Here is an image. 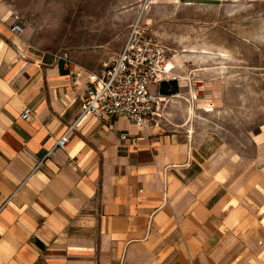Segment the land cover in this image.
<instances>
[{"label": "crops", "instance_id": "obj_1", "mask_svg": "<svg viewBox=\"0 0 264 264\" xmlns=\"http://www.w3.org/2000/svg\"><path fill=\"white\" fill-rule=\"evenodd\" d=\"M18 11L0 0V264H264V122L244 149L178 114L77 122L102 73L13 32Z\"/></svg>", "mask_w": 264, "mask_h": 264}, {"label": "rangeland", "instance_id": "obj_2", "mask_svg": "<svg viewBox=\"0 0 264 264\" xmlns=\"http://www.w3.org/2000/svg\"><path fill=\"white\" fill-rule=\"evenodd\" d=\"M17 2L18 17L35 44L98 73L122 50L140 17L146 35L164 47L165 64L172 65L167 81L175 80L179 86L176 95H167L160 103L161 114L189 116L190 124L217 132L242 149L264 122V4Z\"/></svg>", "mask_w": 264, "mask_h": 264}, {"label": "built area", "instance_id": "obj_3", "mask_svg": "<svg viewBox=\"0 0 264 264\" xmlns=\"http://www.w3.org/2000/svg\"><path fill=\"white\" fill-rule=\"evenodd\" d=\"M139 21L140 17L131 27L116 59L102 74H93L83 96L77 122L85 118L102 121L106 117H122L139 129L155 125L163 100L152 94L150 88L162 79L166 53L157 39L146 35ZM24 29V24L18 18L11 26V30L17 34ZM31 117L32 110L28 107L20 115L23 120ZM75 125L69 126L59 137L52 151L67 148ZM127 137V134L121 135L122 140Z\"/></svg>", "mask_w": 264, "mask_h": 264}, {"label": "trees", "instance_id": "obj_4", "mask_svg": "<svg viewBox=\"0 0 264 264\" xmlns=\"http://www.w3.org/2000/svg\"><path fill=\"white\" fill-rule=\"evenodd\" d=\"M179 86L175 80H171V82H161L160 93L162 95H171L178 93Z\"/></svg>", "mask_w": 264, "mask_h": 264}]
</instances>
